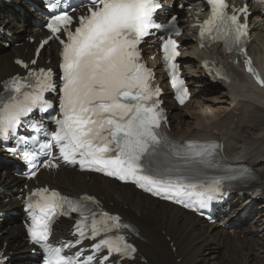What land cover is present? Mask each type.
I'll return each instance as SVG.
<instances>
[{
    "label": "snow or ice",
    "instance_id": "obj_1",
    "mask_svg": "<svg viewBox=\"0 0 264 264\" xmlns=\"http://www.w3.org/2000/svg\"><path fill=\"white\" fill-rule=\"evenodd\" d=\"M90 3L87 15L74 20L65 11L54 15L47 24L52 33L50 39H60L59 34L63 32L66 40H60L63 46L60 114L52 117L58 127L50 134L52 141L42 147H58L65 162L79 163L82 168L123 181L131 180L146 191L185 207H208L218 194H223V178L206 183L191 182L190 177L171 167L169 157L186 164L199 162L215 166L212 159L217 146L190 143L182 148L160 133L161 123L166 119L157 99L160 89L152 86L153 73L141 62L140 44L152 29L161 27L155 22L160 4L157 0H90ZM207 4L211 6V16L199 25L201 40L223 41L229 51L234 48L245 51L243 38L248 34V25L240 23V15H249L247 6L236 10L240 15H228L226 0H207ZM74 22L77 26L73 29ZM177 47L171 36L162 44L176 98L183 104L189 92L175 63L180 55ZM246 63L247 70L264 86V79L252 67L251 59ZM51 76L50 70H32L29 80L14 78L5 85L8 95L0 96V137L7 139L15 135L34 109L47 111L51 107L44 98V93L53 89ZM30 126L36 128L35 124ZM20 142L27 143L22 138ZM44 166L58 167L51 160ZM85 201L96 203L89 196L73 201L47 188L37 189L29 197L31 226L28 231L32 241L47 254L44 264H92L96 260L95 255L81 261L80 253L64 254L63 249L71 244L49 243L54 219L71 213L80 216L76 244L84 239L95 241L92 244L95 253L108 252L102 257L104 261H109L113 254L135 253L136 249L127 243L125 236L116 234L130 226L122 224L119 216L107 212L98 214Z\"/></svg>",
    "mask_w": 264,
    "mask_h": 264
},
{
    "label": "bare ground",
    "instance_id": "obj_2",
    "mask_svg": "<svg viewBox=\"0 0 264 264\" xmlns=\"http://www.w3.org/2000/svg\"><path fill=\"white\" fill-rule=\"evenodd\" d=\"M171 1L166 0L167 4ZM175 1L183 3L185 0ZM257 1L251 4L253 15L250 23L255 40L248 48L249 57H231L220 47L203 52L197 49L193 34H185L180 38L182 46L187 49L184 63L189 68L188 85L192 86L194 96L181 109L171 104L168 106L172 111L171 135L175 141L219 142L227 158L243 161L258 175V182L242 187L234 197L233 202L241 194H250L242 203L243 209L239 208V211H243L238 213L237 222L234 220L235 215L230 219L231 226L233 229L238 228V231L231 232L221 227H225L229 220L222 219L214 225L206 224L178 207L154 200L130 186L120 187L101 176L80 174L74 170H62L55 176L39 173L40 179L57 182V185L77 193L99 190L98 194L113 203L111 211L122 209L120 212L124 219L132 221L139 230L140 239L135 241L140 255L137 264H205L210 247L223 249L229 264H264V202L259 203L256 217H252L257 211L255 205L246 208L250 202L257 203L253 194L261 191L264 196V86L255 76H249L243 67V63L251 59L257 73L264 79V0ZM200 8V5L192 4L191 10L187 9L183 21L186 33L193 31L191 24L194 19L202 16L198 14ZM4 11L0 5V25L14 32L17 37L25 32L37 34L35 30L26 28L25 17ZM28 46L25 44L22 49ZM22 49L14 51L18 53ZM12 56V51L6 54L0 52V81L17 69L12 63ZM233 59L239 63L235 69L237 77L230 83L209 82L200 65L202 60L228 62ZM152 65H157V62ZM16 185L17 181L8 172L0 174V213L7 212L15 204L14 200L5 203L4 199ZM254 222L258 223L254 225ZM8 232L1 240L8 244L9 251L22 253L27 249L21 239V224H14ZM140 259H144V262Z\"/></svg>",
    "mask_w": 264,
    "mask_h": 264
},
{
    "label": "rangeland",
    "instance_id": "obj_3",
    "mask_svg": "<svg viewBox=\"0 0 264 264\" xmlns=\"http://www.w3.org/2000/svg\"><path fill=\"white\" fill-rule=\"evenodd\" d=\"M1 51H2V53L4 52V50H1ZM2 172L3 171L0 170V173H2ZM7 222L8 221H5L4 224H6ZM15 254L17 256V258H15V260H17L16 263H20V262L24 261V259L21 258V254H23V253L17 254V253L13 252V255H15ZM207 255H208V260H207V263H205V264H225L226 262H227L226 264H229V261L226 259V255L224 254L223 249L218 250L214 247H210ZM14 264H15V262H14Z\"/></svg>",
    "mask_w": 264,
    "mask_h": 264
}]
</instances>
